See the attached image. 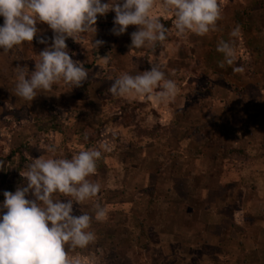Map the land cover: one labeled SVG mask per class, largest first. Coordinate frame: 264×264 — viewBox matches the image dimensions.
Wrapping results in <instances>:
<instances>
[{
	"label": "rangeland",
	"instance_id": "1",
	"mask_svg": "<svg viewBox=\"0 0 264 264\" xmlns=\"http://www.w3.org/2000/svg\"><path fill=\"white\" fill-rule=\"evenodd\" d=\"M219 3L223 12L226 4L233 5L234 0H219ZM157 15L169 30L163 50L170 51L172 44L177 46L192 40L189 34L175 35L173 17L159 11ZM114 16V12L98 16L99 31L107 32L108 39L115 43V50L124 45L126 56L131 33L138 26H129L127 33L115 38ZM37 27L39 33L31 43L25 42L7 54L0 49V130L29 135L27 138L16 135L17 138L11 139L4 131L0 139V160L5 162L0 170V202L4 200L5 191L15 192L18 187L26 186V178L21 173L31 162L30 156L39 158L45 154L38 146L42 141L54 143L57 155L70 158L108 140L110 150L103 152L97 162V172L90 177L101 183V192L82 205H74V215H80L81 209L94 216V207L99 204L106 208V217L102 221L93 219L90 230L96 234L94 242L83 249L66 246L69 256H79L83 264H264L263 245L256 248L253 243L255 235L260 237V242L264 241V229L258 230L259 225L251 228L253 222L248 220V216L258 214L264 217V140L246 139L249 131L252 133L257 126L250 120L256 116L254 110L245 107L225 111L217 101L210 99L204 102L203 116L191 108L180 109L173 123L161 124L157 115L143 105L136 104L132 108L118 104L112 109L103 108L105 97L95 90L93 94L90 92L93 82L89 76L76 88L77 98L82 97L86 106L75 109L74 124L68 123L72 112L68 106L66 109L36 108L34 123H4V117L14 115L10 108L11 85L7 84L15 74V67L22 62L31 64L29 71L35 69L37 55L52 43L53 30L45 23ZM41 38L46 43H40ZM86 39L87 33L82 34L78 42L68 38L66 43L72 57L75 52L78 54V59L73 60L90 70L98 63V52L94 49V53H89L92 45L84 46L81 42ZM189 45L192 55L198 48H193L194 43ZM217 45H214L216 52ZM147 50L131 48L136 59L114 57L108 69L114 67L116 73L133 75L151 69L152 65L149 62L146 65L140 57V53ZM28 56L30 59L26 61ZM164 62L167 60H160ZM168 62L193 65L192 59ZM214 63L218 64V59ZM237 63L245 71L252 70L250 60L243 54ZM194 68L190 66L187 73ZM259 84L264 94V81ZM104 85L110 84L105 82ZM5 87L8 90H3ZM213 94L211 90L208 96ZM92 104L95 107H91ZM258 112L264 116V108ZM140 117L143 120H139ZM53 130L64 133L66 130L68 136L60 143L54 139ZM234 131L245 133L244 138L230 137ZM57 198L65 197L58 194Z\"/></svg>",
	"mask_w": 264,
	"mask_h": 264
},
{
	"label": "clouds",
	"instance_id": "2",
	"mask_svg": "<svg viewBox=\"0 0 264 264\" xmlns=\"http://www.w3.org/2000/svg\"><path fill=\"white\" fill-rule=\"evenodd\" d=\"M157 9L173 17L177 37L187 34L206 36L216 30L222 18L219 0H0V49L12 53L25 42H32L39 33L37 25L45 23L53 30L52 43L37 55L35 70L15 67V96L32 102L38 92H49L54 86L80 87L88 80V70L69 54L68 38L78 42L82 34L97 33L98 16L114 12L112 32L120 36L129 26H138L131 33L132 49H155L168 39V29L157 15ZM241 36L237 25L228 41L218 42L223 55L221 67L236 62L235 42ZM40 43L46 41L41 38ZM104 41L95 40L96 49ZM101 59V58H97ZM243 73L242 65L233 68ZM114 97L144 98L157 104L175 100L179 86L166 78L162 65L152 63L150 70L128 72L112 80L108 89ZM44 155L30 156V163L21 175L26 186L15 192L5 191L0 202V264H83L79 256H69L71 249L85 248L96 240L91 231L93 219L102 221L106 208L96 204L94 216L80 209L74 215V205H82L102 190L99 181L90 179L97 172V162L110 150L108 140L98 147L81 150L70 158L57 155L54 143L41 142ZM5 162L0 160V170ZM62 194L64 199L57 198Z\"/></svg>",
	"mask_w": 264,
	"mask_h": 264
},
{
	"label": "crops",
	"instance_id": "3",
	"mask_svg": "<svg viewBox=\"0 0 264 264\" xmlns=\"http://www.w3.org/2000/svg\"><path fill=\"white\" fill-rule=\"evenodd\" d=\"M229 5L230 3L226 4V9L222 12V18L217 21L216 30L210 32L206 36L201 37L189 33V38L192 39L190 42L187 40L186 42L177 44V46H173L174 44H172L169 46L170 51L163 50V45L162 47L155 49L145 47L144 49L148 50L144 54L140 53V57L146 61V65L147 62L151 65L155 62L159 63L162 65V71L165 72L166 78L174 79L179 86V93L175 100L165 104H157L154 101L144 98L114 97L109 93L108 89L111 86L112 80L118 77L115 74L120 75V73L115 72L114 67L108 69L110 60L114 57L117 59L122 58L125 60H133L136 59V57L134 54H131L130 45L127 46L128 53L126 56L124 55V45L122 48L117 47L118 49L115 50V43L112 39H108V36H106L107 32H104L103 30L99 31L100 27L97 23L96 35L94 33H87V39L81 41L84 42V46L92 45V49L89 52L90 54H92L93 50L96 49L93 45L94 39L104 41L103 45L96 49V52H98L96 54L97 58L101 59H97L98 63L94 65L93 68L88 70L90 79L93 82L90 87V92L93 94L95 90L102 98L105 97L106 99L107 97L106 101L105 99H102V106L105 109H112V107H116L118 104L124 106L126 105L127 107L132 108L136 104L143 105L144 108L151 109V113L157 115V119L160 120L161 124H166L168 122L173 123V121L177 119V112L180 111V109L188 110L187 108H191L190 110H193L194 113H200L203 116V109L205 110L204 102L212 99L217 101L220 108H225V111H233V109L245 107L251 108L254 110L256 115L251 117V122L256 123V125L261 128H264V116L258 112L260 108H264V94L262 93V88L260 90L259 87V83L261 82L263 84L264 81V0H234V4L230 5L231 9L228 10L227 6ZM157 11L159 10L157 9ZM237 25L241 28V36L235 42L236 62L233 65H227L225 63L224 66L221 67L220 64L223 61V55L218 51L216 52L214 45L221 40L228 41L230 39V32ZM114 37L119 38V36L116 35ZM189 43L195 44L193 47L194 49L195 47L198 48L197 51H193L192 55H190L188 51L190 48ZM241 54L244 55V58H248L250 60V68L252 69L250 72L244 71L243 73H237L233 71L234 67L240 66L237 63V60L240 59ZM77 57L78 54L75 52L72 58L78 59ZM29 59L30 57L28 56L26 61H29ZM178 59H185L188 61L192 59L193 65H185L183 63L182 66L184 67H182L180 63L177 64L176 62H168L170 60ZM215 59H218V64L216 65L214 63ZM160 60H167V62L160 63ZM112 63L113 62L111 61V64ZM30 65L22 62L17 64V66L20 67H28ZM180 66L181 68H179ZM190 66H194L196 68H194L189 74L187 73V70ZM34 70L35 69L30 70V72ZM147 70H150V68H147ZM109 71H113L112 74H110ZM14 75L10 79V84H7L11 85V91H9L11 94L10 97L13 100L10 103V108L14 115L4 117V123H8L10 125L14 123L20 125L23 123H34V115H36L34 114V110L36 108L48 110L52 106H56L60 109L68 106L70 111L74 112V114L71 112L70 115H68V123L74 124L73 120L77 117L75 109L77 107H81L83 109L84 106H86V102L82 100L83 98H77L76 96L77 87L71 89L63 84L54 86L53 90L49 92H38V96L32 102L24 101L23 99L15 96ZM105 82L110 85L108 87L105 86ZM181 83H183V85H181ZM210 85L212 86L210 87ZM209 89L210 91H214L212 97L211 95L208 96L210 93ZM3 90H8V87H5ZM259 97H261V101H259ZM92 105L91 107H95ZM235 119L236 118L233 117V120ZM139 120H143V117H140ZM1 123H3L2 120ZM257 126L252 130V133L249 131L246 139L264 140V130L259 131ZM54 130L52 135L54 139L60 143L67 138L68 135L65 134L66 130L65 133ZM4 131L0 130V139L3 138L2 136ZM5 133L10 135L11 139L17 138L16 135L18 138H22L24 136L25 138L29 137L27 133L25 135L22 132L21 134H18L13 130L6 131ZM73 134L75 136L76 133L74 132ZM238 135H241V138H239ZM244 135L245 133L242 131H234L231 133L230 137L243 139ZM251 150L252 149L250 148L249 151L252 152ZM248 220L253 222L251 224V228L259 225L258 230L264 229V217L261 215L258 214L252 217L248 216ZM256 222L258 224H256ZM255 236L256 240H254L253 243H256V248L262 245V247H264V241L260 242V237L258 235ZM249 249H247V251ZM250 264H256V262H251Z\"/></svg>",
	"mask_w": 264,
	"mask_h": 264
}]
</instances>
